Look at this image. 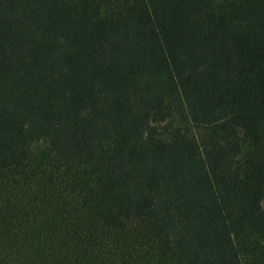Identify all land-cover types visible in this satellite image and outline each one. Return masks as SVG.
<instances>
[{
    "label": "trees",
    "instance_id": "trees-1",
    "mask_svg": "<svg viewBox=\"0 0 264 264\" xmlns=\"http://www.w3.org/2000/svg\"><path fill=\"white\" fill-rule=\"evenodd\" d=\"M0 264H264V0H0Z\"/></svg>",
    "mask_w": 264,
    "mask_h": 264
}]
</instances>
